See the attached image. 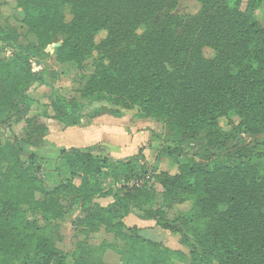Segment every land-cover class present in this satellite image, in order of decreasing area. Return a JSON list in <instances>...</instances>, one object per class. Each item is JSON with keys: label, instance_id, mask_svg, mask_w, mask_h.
I'll use <instances>...</instances> for the list:
<instances>
[{"label": "trees", "instance_id": "trees-1", "mask_svg": "<svg viewBox=\"0 0 264 264\" xmlns=\"http://www.w3.org/2000/svg\"><path fill=\"white\" fill-rule=\"evenodd\" d=\"M179 1L17 0L22 17L0 18V43L13 50L10 61L0 56V117L6 126L24 119L32 137L42 140L48 128L28 116V100L32 85H46L52 89L49 117L63 127L105 114V108L82 113L86 103L105 100L136 109L139 118L165 120L179 143L204 142L214 156L210 164L188 160L174 175L154 176L167 202L195 197L194 215L203 223L199 237L190 236L185 218L169 220L152 208L144 187L124 193L122 188L104 189L112 164L91 148L61 150L55 169L59 182L52 183L46 181L41 156L31 153L21 159L25 138L2 133L0 264H69L65 252L27 217L29 210L40 209L45 220L58 219L65 194L79 208L95 196L112 197L90 214L92 226L109 225L113 218L124 226L132 206L142 208L145 218L180 236L189 249V264H264V166L240 150L227 151L231 140L241 141V134H264V0H247L245 11L242 0H195L200 11L186 17L174 12ZM101 32L105 35L97 39ZM60 39L55 50L59 63L82 69L91 59V73L81 76L76 88L80 101L67 99L29 63ZM109 113L121 116L117 109ZM231 115L240 121L227 132L220 119ZM225 151L226 156L216 155ZM117 161L129 171L127 178L142 177L144 166Z\"/></svg>", "mask_w": 264, "mask_h": 264}, {"label": "rangeland", "instance_id": "rangeland-1", "mask_svg": "<svg viewBox=\"0 0 264 264\" xmlns=\"http://www.w3.org/2000/svg\"><path fill=\"white\" fill-rule=\"evenodd\" d=\"M16 2L17 0H0L1 19L18 20L22 17V12L16 7ZM240 4V9L245 11L247 0H242ZM199 11L200 4L195 0H180L174 8L176 14L185 17L196 15ZM65 19L66 22L70 20L69 8L65 9ZM138 31L140 32L141 30ZM104 35L105 33L101 32L97 39ZM56 42H59L60 45L62 40L60 39ZM54 43L47 45L40 56L29 59L32 70L35 73L44 72L46 79L51 85L67 99L80 101L76 88L79 78L91 73V59L87 60L82 69H76L68 63H59L56 60V47H50ZM204 53L206 56H211L213 52L211 49L205 48ZM0 56L3 60L10 61L13 57V50L9 47H3L0 43ZM51 94V87L46 85L34 84L29 89L28 116L35 119L39 124H49L52 129L51 133L48 132L44 137L46 138L45 140L44 138L39 140L34 135L32 137V128L26 125L24 119L7 126L2 124L4 116L0 117V138L2 133L10 138L14 136L25 138L26 142L22 145L21 159L26 161L31 153L41 156L43 158V169L47 175H45L46 181L58 183L59 178L56 176L55 169L58 164L60 165V151L62 150L58 147L70 145L71 139L62 138L60 143L52 140L54 137L52 132L55 130L54 122L56 121L49 117L51 113ZM96 108H105L108 112L93 120L87 117L86 123H94V121L102 117H104V122L112 120L106 115L112 116L109 111L116 109L121 111L120 118L123 119L122 124H124L122 126H125L128 120L144 119L136 116V109L124 110L122 107L109 104L105 100L86 103L82 113L87 115ZM148 119L151 120L149 124L151 123L150 126L153 128L152 142L151 144L149 142L147 147L149 149L146 148L147 150L144 151L143 149L146 146L142 144L143 148L138 150L134 157L118 159L124 162L128 160L131 166L138 169L144 166L142 177L139 180L127 178L128 175L126 173L129 171L124 170V166L119 161L112 160L110 161L112 168L108 169L111 176L104 182V189L110 187L122 188L121 191L124 193L133 186L144 187L150 193V197H152L150 202L152 208L158 207L161 209L164 217L169 220L185 218L189 222L191 229L190 236L198 238L199 233L203 231V223L197 220L194 215L195 197L191 196L181 203L177 201L167 202L162 196V186L155 180L154 176L167 171L178 173L179 165L186 163L188 160L208 165L212 162L214 156L207 149L204 142L179 143L173 137L174 134L167 126L165 120ZM239 121L236 115H231L227 118L222 117L220 125L227 132H231ZM141 122L147 121L145 119V121ZM138 124L140 123L138 122ZM125 138L121 136L118 140H124ZM240 139V142L231 140L227 151L233 153L235 150H240L242 156L244 154L246 156L251 155V158L258 159L264 166V134L256 136L241 134ZM134 142L135 137L129 143L134 145ZM90 150L93 154L100 153L98 146ZM226 154L227 152L225 151L216 155L226 156ZM70 199L68 194L62 196V215L56 220H45L40 209L29 210L27 213L28 219L35 221L40 232L49 237L65 252L67 263L72 264L76 260L84 259L88 264H156L158 260L167 258L170 264H189V249L181 243L180 236L158 227L154 219L145 218L142 208L132 206V212L123 219L124 226L118 227L116 218H113L109 225L96 223V225L92 226L88 222L90 214L96 211L98 206H105L110 203L112 197L95 196L91 200L90 205L84 208H79ZM37 200L43 201L45 199L38 196ZM137 236L150 241L151 244L137 243L135 239Z\"/></svg>", "mask_w": 264, "mask_h": 264}, {"label": "crops", "instance_id": "crops-1", "mask_svg": "<svg viewBox=\"0 0 264 264\" xmlns=\"http://www.w3.org/2000/svg\"><path fill=\"white\" fill-rule=\"evenodd\" d=\"M106 117L111 118L112 120H107L104 122V117H102L94 121V123H86L85 120L87 117H84L81 124L74 127H63L56 121L54 122L55 130L52 132V136L54 135L52 140L60 143L62 142V138H70V145L58 147L62 150L69 148L86 150L87 148L98 146L100 152L99 154L108 158L109 161L124 159L136 155L138 150L143 148L142 144L146 146L145 149H143L144 151L149 149L147 147L149 142L151 144L153 135V128L150 126L151 123L149 124V121L151 120L148 118L132 119L128 120L125 123V126H122L124 124H122L123 119L120 118L121 116L117 117L113 115H106ZM145 119L147 122H141L145 121ZM138 122L140 124H138ZM46 126L48 128V132L51 133L52 129L50 125L46 124ZM121 136L126 138L124 140H118V138L120 139ZM134 137L135 142L134 145H132L129 142L132 141ZM45 139L46 138H44V140ZM142 159L145 161L144 158ZM167 173L174 175L177 172L170 173L167 171Z\"/></svg>", "mask_w": 264, "mask_h": 264}, {"label": "water", "instance_id": "water-1", "mask_svg": "<svg viewBox=\"0 0 264 264\" xmlns=\"http://www.w3.org/2000/svg\"><path fill=\"white\" fill-rule=\"evenodd\" d=\"M57 46H59V42H55L53 45H51L50 47L51 48H53V47H57ZM37 64H39V63H37Z\"/></svg>", "mask_w": 264, "mask_h": 264}]
</instances>
